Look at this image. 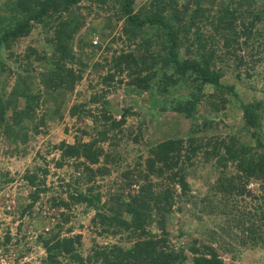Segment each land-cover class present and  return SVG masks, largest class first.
Instances as JSON below:
<instances>
[{"label": "trees", "instance_id": "1", "mask_svg": "<svg viewBox=\"0 0 264 264\" xmlns=\"http://www.w3.org/2000/svg\"><path fill=\"white\" fill-rule=\"evenodd\" d=\"M258 2L261 5L255 9ZM80 3L86 10L95 3L102 12V25H119L117 38L129 47L111 56L105 63L108 69L96 81L113 87L115 75L125 71L129 91L136 95L148 92L149 110L181 114L189 126L183 136L143 141L146 153L123 167L120 163L124 165L125 158L114 147L123 139L142 142V126L125 125L127 116L138 111L109 108L105 97L96 93L87 101L71 104L68 114L76 119L88 116L93 123L91 133L84 127L80 133L89 135L86 141L74 136L72 143L57 144L53 165L60 168L67 160L73 161V168L80 169L89 185L80 190L70 180L66 186L74 191L66 198L49 194L46 209L55 210L58 216L47 226L43 221L35 235H30L22 221L14 235L6 226L0 237L1 254L12 255L16 263L33 252L39 264H226L217 248L203 238L190 236L186 254L184 246L170 241L165 220L173 206L180 209L177 204L189 190L186 175L196 165L211 166L216 174L211 189L222 195H249L250 181L264 190V86L243 83L259 75L255 66L262 61L257 55L264 53V0H8L3 6L7 10L0 14V49L5 53L0 58V77L11 80L8 84L0 80V136L8 140L6 155L16 152V143L26 142L27 135L21 132L25 120L44 124L43 116L52 110L33 116L46 96L71 91L81 80L87 67L79 60L84 50L99 48L87 34L76 39L75 50L70 43L84 24ZM31 30H38L40 38L20 52L19 42ZM37 66L41 71L35 83L32 71ZM21 67L25 72L17 71ZM227 75L234 79L232 83H225ZM240 84L263 95L250 94L239 102L240 134L231 126L225 133H215L213 128L220 123L213 116L224 111L231 98L237 99ZM179 89L184 93L173 95ZM89 104L97 105L96 113ZM200 106L206 113L197 115ZM103 142L112 149L106 151ZM114 167H120V183L99 203L101 193L94 191L93 182ZM35 173L26 171L23 176L31 190L16 200L20 219L33 218L40 193L48 192L42 179L46 170L38 169L41 178ZM132 183L137 190L123 194L122 188ZM75 203L93 210L92 224L107 234L103 236L114 239L104 244L93 241L84 257L79 253L81 234L71 233V225L63 227L67 210ZM243 214L233 223L242 234L240 244L264 249V212L251 219ZM230 227L227 223L220 226L222 231ZM20 264L30 261L24 259Z\"/></svg>", "mask_w": 264, "mask_h": 264}, {"label": "rangeland", "instance_id": "2", "mask_svg": "<svg viewBox=\"0 0 264 264\" xmlns=\"http://www.w3.org/2000/svg\"><path fill=\"white\" fill-rule=\"evenodd\" d=\"M211 1L217 3L219 0ZM7 2L8 0H0V9L5 4L7 5ZM83 5L84 3L79 4V11L84 17V24L73 36V40L70 43L75 50L76 39L87 34L90 42L95 46H99V48L93 49L92 47H87L84 53L79 56V60L87 66L84 68L81 80L75 84L71 91L65 92L60 96L53 94L52 97H45L44 105L42 104V107L36 108L33 118L42 115V113L48 110H52V112L44 116L42 115L44 120L43 125H40L37 121H33L32 118L23 122L24 126L21 132L26 133V142L16 143L15 153L6 155L5 152H8L7 149L9 148L8 140L0 136V237L6 226L10 233L14 235L17 232L16 226L20 221L24 224L23 227L25 226V228L28 227L27 229H30V235H35L39 231L38 226L42 225L43 221V225L47 226L49 223H54L56 216H58L55 210L46 209L44 202H46V197L49 194L50 196L62 195V197L66 198L67 193H73L74 191L71 185L66 186V183L70 180L80 190H84L85 186L89 185L85 181L86 176L81 173L80 169L73 168V161L67 160L60 168H56L53 165V161L58 158L59 151L56 146L57 144L61 141L72 143L74 136H78L81 140L86 141L89 135H82L80 133V129L84 127H87L88 133H91L93 123L88 116L82 115L79 119H76V117L68 114V108L74 102L87 101L92 93H96L105 97L106 105L109 108L130 107L132 111H138L137 115L127 116L125 125L135 126L136 124H140L144 129V134L141 138L142 142L133 144L129 139H123L118 141V144L114 147L116 153L125 158L124 165L120 163L123 167L128 163L132 164L138 154L144 155L146 153L145 147L147 146H144L143 141L155 143L168 136H183L189 126V120L181 114L170 111L154 112V110L152 112L149 110L151 103L148 92L136 95L129 91L124 84V81L127 79L125 71L115 75L113 87L107 88L102 82L96 81L98 74H103L106 68L108 69L105 63L108 62L111 56L119 50L124 49L125 51L129 47L122 39L117 38L120 35L119 25L112 28L111 25H102V12L98 10L99 7L95 3L90 5L89 10L84 9ZM260 5L259 2L256 3L254 5L255 9L259 8ZM6 10L7 8L2 11L0 10V14H3ZM94 25L96 28L101 27L99 32L96 31V28L92 27ZM37 38H40L38 30H31L27 36L20 40L17 50L21 52L26 44L37 43ZM4 54L3 50L0 49V58ZM103 57L107 59L105 62L103 61ZM257 57H261L262 60L261 64L255 66L259 75L255 76L249 83L246 81L243 83L250 85L252 82L257 87H263L264 53L258 54ZM10 65L16 67L15 63H11ZM17 71L25 72L23 67ZM39 71L41 70L38 66L32 71L35 83L39 79V74H36ZM227 73H230V67H228ZM0 80L2 82L7 81V84L9 81L11 83L8 77L2 76ZM233 80V78L227 75L225 83H232ZM240 86L238 88L237 99L231 98L225 110L218 111L213 116L220 123L218 127L213 128L215 133H225L231 126V128L235 129L236 133L240 134L239 102H245L248 96H251L250 94H254L255 97L263 95V92H251L244 85L240 84ZM152 88L154 89L155 85ZM179 93H184V90L179 89L178 91H174L173 95ZM166 98V95L162 97V99ZM22 101V99H18V104H21ZM21 105H18V107ZM88 106L93 108L94 113H96L95 107L97 105L89 104ZM198 109L197 115L206 113V110H203L202 106ZM36 123L38 126L36 125V132H34V125ZM246 140L248 141L249 139ZM101 145L106 151L112 149L106 142L101 143ZM41 168L46 170L45 176L42 179L47 186L48 192L40 193V199L34 206L33 218L31 217L27 220L24 218L20 219L18 218L19 214L15 212L16 200L21 197L24 199L31 190L28 184L25 183L23 176L26 171L33 172L36 170V177L41 178L42 176H39V174L42 173H38V169ZM119 170L120 167L111 168L109 174L96 177L94 180V191L99 190L101 193L99 203L104 201L108 193L113 192L117 188V184L121 180L119 178ZM215 176V172L212 171L211 166L208 164L196 165L186 175L189 190L185 197L183 196L177 204L180 209L173 208L175 207L173 206L170 214L171 218L167 214L165 220V229L167 228L171 233L169 235L170 241L176 245L184 246L185 253L187 254L190 236L199 239L203 238L210 241L217 248L222 261L226 264H264V249L250 248L247 246V243L244 245L240 244L239 238L242 234L233 226L235 219L241 213H244L245 216H251V219L254 217L253 215L256 216L260 211L264 212V190L257 183L255 184L250 181L247 186L249 195H222L211 189ZM75 180L77 181L75 182ZM136 190L137 186L134 183L122 188L123 194L134 193ZM176 191L178 192V190ZM67 213L68 221L64 223L63 227L71 225V233L81 234L82 245L79 253L83 257L89 252L88 250L93 241L99 244L114 241L112 237L103 236L107 234H101L98 231V226L92 224L93 210L84 209V204L75 203L71 205ZM122 216L127 218L126 213H123ZM262 221L264 223V219ZM226 223L231 227L222 231L220 226ZM34 226H36V229H33ZM180 231L181 234H179ZM27 238L30 239L29 237ZM120 242L124 244L123 241H119L118 243ZM24 259L30 261V264H39L33 252L26 254L23 260H20L18 263L14 261L12 255L1 254L0 252V264H20Z\"/></svg>", "mask_w": 264, "mask_h": 264}]
</instances>
